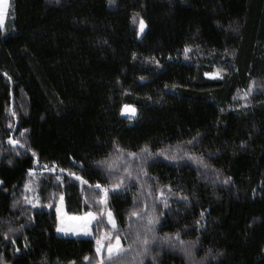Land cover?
Returning <instances> with one entry per match:
<instances>
[{
  "label": "trees",
  "instance_id": "1",
  "mask_svg": "<svg viewBox=\"0 0 264 264\" xmlns=\"http://www.w3.org/2000/svg\"><path fill=\"white\" fill-rule=\"evenodd\" d=\"M59 196L93 237L56 233ZM104 209L132 244L111 264H264V0L9 1L0 264H99Z\"/></svg>",
  "mask_w": 264,
  "mask_h": 264
},
{
  "label": "rangeland",
  "instance_id": "2",
  "mask_svg": "<svg viewBox=\"0 0 264 264\" xmlns=\"http://www.w3.org/2000/svg\"><path fill=\"white\" fill-rule=\"evenodd\" d=\"M9 1L10 0H0V27L4 26L5 21L7 19ZM141 33L142 31L140 30V26H139L138 34L141 35ZM125 106H129V107L125 108ZM133 108L135 109V114L132 113ZM136 113H137V110L132 105L123 104L121 107V114L125 117L133 118L136 115ZM61 197L62 196H59V198L57 199L55 203V212H56V218H57L56 233L58 235H66V236H74V237H93L94 235L93 225H94V222L96 221V214L89 211L94 214L95 218L88 217L86 214L89 212H86L83 214H69L65 210L64 200H63V197L62 199ZM101 202L103 205L106 202L105 192H103V195L101 197ZM109 211L110 210L108 209H104V215L107 220V223L109 224L110 229L102 231L99 234V236L95 239L96 248L98 246L97 245L98 240H100L102 243L101 252L97 253L100 261L103 257H108L107 247L109 244L114 245L116 237H117V235L114 233L113 225L109 221V216H108ZM74 217H77L78 219H74ZM58 229H64V231H61ZM118 237L120 238V243L122 245V239L120 236Z\"/></svg>",
  "mask_w": 264,
  "mask_h": 264
},
{
  "label": "snow or ice",
  "instance_id": "3",
  "mask_svg": "<svg viewBox=\"0 0 264 264\" xmlns=\"http://www.w3.org/2000/svg\"><path fill=\"white\" fill-rule=\"evenodd\" d=\"M144 21L143 19L141 18L140 19V30L143 31L144 29ZM185 51H189L188 48L185 49ZM205 75H210L208 73H206ZM217 76L220 75V73H216ZM250 88H251V85H250ZM249 95L248 92L245 93V96ZM129 106H125V108H128ZM132 113L135 114V109L133 108L132 109ZM11 143L12 144H16L18 143V141L16 140H11ZM144 151H147V149H144L142 150V152ZM130 156H135L136 154L135 153H129ZM198 160L199 163H203V159L202 158H196ZM208 165L207 164H204V167H207ZM111 167V165L109 166ZM33 170H29V172L31 173ZM82 179V178H81ZM225 182H227V180H225ZM27 187V186H26ZM96 187L100 188L101 186L99 184L96 185ZM120 187V185H116L114 186V190L115 189H118ZM103 191L105 192V197L107 195V192H108V189L105 188L103 189ZM161 197L164 196V193L161 192L160 193ZM62 199V197H61ZM25 202L27 203H31V200H29L27 197L25 198ZM166 206V205H165ZM13 207H15V203L13 204ZM88 217H92V218H95L94 217V214L89 212L86 214ZM132 215H136V216H139V213H132ZM108 216H109V221L112 223L113 225V228H115V220L114 218L112 217V214L111 212L109 211L108 213ZM74 219H78L77 217H74ZM158 218H155V217H152V216H149L148 217V220H147V225H146V229H147V232H153L154 233V227L156 225V223H158ZM198 223V222H197ZM58 230H61V231H64V229H58ZM83 231V230H82ZM180 235L181 233L180 232H176L174 234H165L162 238H159L161 239L162 241L166 242L168 246L170 247H180V250L185 252V254L189 257H191L192 255V247H194L195 245V241L193 242H186L184 240H181L180 239ZM157 239V237L153 234L152 236V239L149 240L147 235H141L140 232H137L136 233V240L133 241V243H136L138 244V246H142L141 248V251L139 253H137V255L143 257L144 254H146L149 250V246L153 243V241H155ZM97 248H96V252L97 253H100L101 252V247H102V243L100 240L97 241ZM25 247H27V245H25ZM17 251H19V249H17ZM107 251H108V258L107 260H104L103 258L101 259V261L99 262V264H111V261L113 260V258H117L119 259L120 255L126 253V252H130L132 251V244H129L127 248H124L121 243H120V238L117 236L116 237V240H115V244H109L108 247H107ZM209 252H211V249H209ZM0 259H2V257H0ZM85 259L87 260L88 257H85ZM153 259H155V257H153Z\"/></svg>",
  "mask_w": 264,
  "mask_h": 264
}]
</instances>
